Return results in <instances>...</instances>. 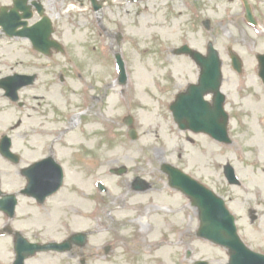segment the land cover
<instances>
[{
	"label": "rangeland",
	"instance_id": "374dc122",
	"mask_svg": "<svg viewBox=\"0 0 264 264\" xmlns=\"http://www.w3.org/2000/svg\"><path fill=\"white\" fill-rule=\"evenodd\" d=\"M37 1L44 4L55 22V37L65 44L67 55L58 54L53 62H48L26 41H8L0 35V77L24 72L40 74L36 88L23 91L21 98L32 103L39 95V100L44 97L40 103L45 102L44 119L31 124L32 111H16L0 99L2 115L11 112L13 116L7 125H3L5 115L0 117V131L14 127L10 133L17 153L28 158L23 165L47 152L44 140L35 138L33 129L43 126L54 132L55 138L67 130L68 121L65 124L61 108L55 107L56 101L62 104L68 99L75 107L91 94L95 97L92 105H85L91 109L92 132L82 134V123L73 129L79 135L67 141L66 134L57 141L55 149L69 172L64 190L50 200L48 214L41 218L46 231L52 234L57 225L70 232L73 228L92 231L90 245L101 247L108 239L143 244L138 236L144 228L148 245L163 240L172 243L170 256L155 254L157 246L147 250L156 260L159 255L168 264H193L198 260L225 264V249L196 236L197 216L191 201L168 187L167 178L160 171V164L168 162L223 197L236 214L238 228L249 229L241 232V238L246 240L243 241L249 245V239L254 237L253 249L264 252V86L257 75L256 60L257 54L264 53V0H251L258 27L245 22L243 0H200L202 11L198 13L190 12L191 0H101L104 6L98 13L92 10L89 0ZM11 5L12 0H0V7ZM206 5L207 17L203 12ZM204 20L209 21H205L206 26L210 24L209 29L203 26ZM209 42L214 43L223 62L222 90L230 115L231 145L203 134L180 131L169 109L178 94L197 82L200 71L188 56H176L174 50L189 45L206 53ZM229 49L243 60L242 75L232 69ZM118 53L124 59L128 76L124 87L118 83ZM60 78H65L66 84ZM37 87L40 90L36 92ZM128 115L134 118L137 141L129 139L123 123ZM79 139H83L84 146L76 145ZM64 142L75 146L67 147L65 152ZM33 145L38 147L39 156H32ZM85 146L91 148H87V167L80 154ZM107 158L114 162L103 169L101 163ZM119 167H126L129 175L116 177L109 172ZM228 167L235 170L237 185L227 182ZM137 176L151 182L152 189L145 193L131 190L129 183ZM99 183L108 192L101 193ZM138 193L145 195L147 205L153 208L142 226L136 223L139 209L126 212L136 207L131 202L137 200ZM125 195L128 197L123 208L112 202L114 197ZM111 202L112 208H108ZM104 206L108 212L103 214ZM28 209L24 207L25 211ZM74 213L71 223L69 218ZM172 218L179 222L178 228L161 223L162 220L172 225ZM51 219L55 223H50ZM119 252L107 264H128L126 257L117 256Z\"/></svg>",
	"mask_w": 264,
	"mask_h": 264
},
{
	"label": "water",
	"instance_id": "95a60500",
	"mask_svg": "<svg viewBox=\"0 0 264 264\" xmlns=\"http://www.w3.org/2000/svg\"><path fill=\"white\" fill-rule=\"evenodd\" d=\"M191 53V52H190ZM210 57L204 59L199 54H193L202 64L199 84L191 86L186 94L178 97L172 107L180 128L190 129L195 133H206L222 143H231L228 136L229 116L225 112V96L220 92L221 62L218 53L210 48ZM260 59V76L264 80V56ZM234 65L239 70L240 63L233 57ZM213 93V104L205 100V96ZM171 175L172 183L186 193L200 210L201 225L198 235L213 243L229 249L230 264H264V256L248 250L237 233L234 217L227 210L224 200L196 181L174 170L164 167ZM233 178V173H230ZM205 264V263H199Z\"/></svg>",
	"mask_w": 264,
	"mask_h": 264
},
{
	"label": "flooded vegetation",
	"instance_id": "af4514ba",
	"mask_svg": "<svg viewBox=\"0 0 264 264\" xmlns=\"http://www.w3.org/2000/svg\"><path fill=\"white\" fill-rule=\"evenodd\" d=\"M6 221L0 226V264H4L6 262L9 264H51V262L48 260L50 257L47 254H35L32 253L33 248L31 245H34L35 243L38 244H45L47 243V239L44 237H37V238H29L28 236H20V232L17 227L12 226L11 219H8L6 217ZM15 218V217H14ZM13 218V219H14ZM249 229L244 228L242 232H247ZM29 235V232L26 233ZM9 236V238L5 239L6 241L1 242L3 236ZM255 241L254 237H251L249 239V243L253 244L252 242ZM76 251V252H74ZM74 251L66 255L68 258H78L79 263L82 258H87V264L88 261H90V264L92 263V259L96 256L91 254H84L81 249L75 248ZM56 255H53L52 257H55ZM59 264H72L70 261L63 260Z\"/></svg>",
	"mask_w": 264,
	"mask_h": 264
},
{
	"label": "bare ground",
	"instance_id": "6f19581e",
	"mask_svg": "<svg viewBox=\"0 0 264 264\" xmlns=\"http://www.w3.org/2000/svg\"><path fill=\"white\" fill-rule=\"evenodd\" d=\"M77 116H81V115H77ZM75 120H76V116H75V119H73V124H74ZM120 199H121L120 197H117V198H115V201H119ZM144 199H145V197L138 196L137 200H135L134 202H131V204L140 207V215L139 216H140L141 221L144 220V217L151 211V207L144 203ZM145 236H146V232L141 231L140 232V238L142 239L143 243L146 244L147 242L145 240Z\"/></svg>",
	"mask_w": 264,
	"mask_h": 264
}]
</instances>
